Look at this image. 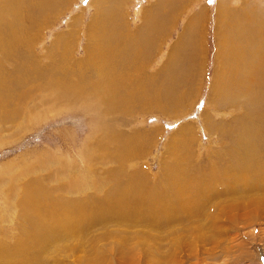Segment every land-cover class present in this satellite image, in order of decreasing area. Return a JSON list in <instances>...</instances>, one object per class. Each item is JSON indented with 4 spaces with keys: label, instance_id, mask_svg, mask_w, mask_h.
<instances>
[{
    "label": "rangeland",
    "instance_id": "obj_1",
    "mask_svg": "<svg viewBox=\"0 0 264 264\" xmlns=\"http://www.w3.org/2000/svg\"><path fill=\"white\" fill-rule=\"evenodd\" d=\"M118 1H120V5L113 10L111 15L114 16L115 12L121 16L123 15L124 20L126 19L127 21L126 24H128V31L130 30L134 37L131 36V39H133L130 41L131 44L128 49L123 47L119 49V52L124 55L127 61L121 64L117 63L113 75L118 74L128 78L131 75H136L137 70L140 73L146 72V89L144 86H140L139 88L143 89V91L140 90L138 92L142 95L145 94L147 101L146 106H144L146 110L142 111L143 107L133 102L134 107L132 106V110H136L135 113L127 116L121 114V116L113 117V115H110L105 120L107 122L109 119L111 123H107L110 127L112 125L115 130L120 128L128 136L142 132L143 137H140V143L143 145L144 151L136 159L130 158L127 164L126 159L121 160L122 151L116 149L115 145L110 142L108 145L103 146L104 153L97 149L92 152L90 158L86 157L88 156L86 153L90 150L92 143H88L89 148L86 151L87 144H85V141L88 136L94 133L93 131L98 132L96 128L104 116L100 115L102 109L95 111L94 107L88 108L84 100L87 98V93H82L81 90L77 89L89 84V82H84L87 77L83 74H74L75 76H73L72 73L75 72V63L85 61V55L89 52L86 51V40L89 37L88 25L91 20L98 13L100 7H103V5L110 6L109 4L115 5L117 0H55L50 9L44 10L39 15L40 18H38L36 24L40 26H37L36 30H33V32L36 31L34 32L36 35L34 37V48L31 51L37 56L38 62L41 61L39 64L45 66L50 61V58H48L50 57L49 54H55L54 48L60 50L61 54H58L59 58L56 61L55 68L59 70L57 72L58 75H61L62 81H59L63 86L60 87L61 91L71 94L68 97V101L63 100L60 102L56 97L46 94L44 90L35 89L30 90L28 94L25 91L27 96L25 95L26 97L24 98H20L18 94L11 95L0 101V248L1 250L4 249V251L7 250L3 252L5 255L13 253L12 251L18 246L23 248L26 245L25 239L27 233H31L32 230L30 229H34V221L37 220V214H39V209H37L39 204L45 201L56 200L57 196H59L58 193L63 196L61 203L64 197L86 196V192H90L91 194L97 192L102 197L107 191L116 187V181L127 178L129 176L128 171L141 173L137 177H140L146 185L148 183L149 185L147 186H151L150 188L147 187L148 189L146 188V199L148 198V200L143 201L141 204L142 209L146 213L153 212L155 208L153 203L150 205L151 201L148 194H153L154 192L153 195L156 196L159 192L163 191L157 188L161 184L157 177L160 176L161 172H166L169 167V169L173 167L179 171H184L185 169L187 172L185 173L186 182L192 178L197 185L196 187H199L197 196L204 200L202 197L206 195L205 189L210 183L208 180L195 181L192 177L193 171L190 168L194 166L201 170L202 173H200L203 176L207 174L212 176L210 173L212 171L209 169L212 163H217L221 169L226 164L229 166L236 163L234 158L236 156L235 150L232 147L228 150V147L232 146L233 143L234 146L237 145L238 136L240 133H243L241 132L243 126L245 130L251 128L247 126L249 124L248 121H250L248 120V112L254 111L252 113L253 116L255 113H260L259 108L261 105L255 104L253 106L254 103L249 100L247 94H236L237 91H234L235 93L232 92L233 94L220 96L219 91L212 92V84L216 68L220 66L219 60L216 59L219 58V54L221 55L223 51L222 40H224V37L227 38L222 29L224 28L222 20L225 18L224 12H231L234 21H237V18H241L242 16V18L247 20V23L241 20L243 30H240V39L247 46V51L253 54L256 51V44L251 36L256 37L254 30H257L256 26H258L259 21H264V6H262L264 5V0ZM40 2H36V0H24V5L25 8L32 12L31 7H34L33 4H37V7ZM23 10L26 11V9ZM252 16L255 19V23L253 24L249 20ZM105 18L109 20L107 15ZM26 21L27 19H24L23 22ZM17 22L19 21L16 20L12 24ZM111 22L113 21L111 20ZM145 22L146 42H143L140 28L145 25ZM114 24L117 25L119 22L114 21ZM110 33L111 31H108V34ZM5 39H7L6 36ZM58 44L59 47L57 48ZM193 47H195L194 51ZM197 49L199 55H197ZM248 54L246 60L249 59ZM22 56L25 57V54ZM62 56L66 58H62ZM195 56H199L196 60L200 61V66H195L193 70L194 66H191L192 64L189 63L193 62ZM131 59L135 60H133V65L129 64ZM8 66L11 67V65ZM235 69L236 66L232 68V70ZM110 70L111 68L108 67L107 73ZM262 70H264V66ZM183 74L186 75L184 76ZM78 78L84 82L80 87L75 86L74 83ZM147 79H151L150 82ZM153 85L158 86L157 91ZM256 87H259L257 89L259 91L255 92L257 94L256 98H264L262 87L260 85ZM146 90L153 91L146 92ZM174 92L177 95L178 101L180 100L179 102L176 98L175 102ZM159 93L161 94V100L159 103L153 102L152 95L158 96ZM76 94L80 95L79 101L76 99ZM170 95L171 97L168 99L167 96ZM20 100L25 103H20ZM165 102L169 109L164 107ZM173 106H175L174 109ZM252 115L250 117L253 119ZM244 118L245 121L247 120L246 122L242 121ZM242 122L246 124L244 123V125ZM258 122L264 124V113L262 117L258 114L254 120V126L257 128L252 126L254 129V135H252L254 140H258L255 145H257L259 152L256 150V146L254 149L256 152L246 150L247 153H256L255 156H257L256 158L254 156L255 162L252 165V169L248 170V173L253 175V181L251 179L248 180L249 183L245 181V185L240 187L244 191L248 189L250 193H253L255 184L257 185L261 181V176H264V171L260 170L262 165H264V139H258L256 136L259 127L263 129V124ZM115 130H110V134L115 133ZM100 133L98 132V134ZM105 133H109L107 126ZM260 133L261 137L264 131L262 130ZM96 137L97 135L94 139ZM186 140L190 141L186 142ZM223 150L226 151L224 152ZM240 153L244 154V152ZM82 155L83 157H81ZM109 156L115 158L114 163L104 161L106 160L105 157ZM101 161H104L105 164H102ZM122 162L124 165H122ZM247 164L249 163L245 165ZM166 165L168 166L167 169H165ZM81 166H86L87 169L85 168V170L92 172L94 177L92 178L105 184V187L100 189V191H95V188L90 186L83 194L82 191L73 190L65 194L51 191L48 195L49 187L56 189V182L54 180L56 174L63 177L66 174L79 173V171L84 172ZM116 168L121 169L122 173H118L115 177L112 176L113 182L104 181V173H107L105 171H115ZM252 170L257 171L258 174ZM60 171L61 174L58 173ZM195 171L198 172V170ZM200 173L198 172L199 176ZM219 173L222 177L221 170ZM95 175H97L96 178ZM254 175H257L256 179L259 178V181H256ZM221 180L225 184L223 186L218 183L217 189H222L225 185L228 191L231 189L230 186L232 187V191L237 189V185H227L230 182L226 181L227 179L224 175ZM262 180L264 181V177H262ZM154 183L156 186H154ZM38 185H40L39 188ZM186 185L188 187L187 191L183 189V192L186 191L184 193H190L191 189L192 191L196 190L192 183ZM209 188L211 189L212 186H209ZM214 189L216 190V187ZM39 193L44 196L43 200L38 198ZM47 196L51 199H47ZM252 196L253 194L250 195V204L248 201H245L247 203H244L247 205L241 209H239V205H235L236 208L233 206L234 209L231 203L227 202L229 207L219 222L221 229L216 227L215 233L217 234L211 239L209 237L212 233L205 230L200 232L201 235H198V232L192 235L183 232L185 235H180L184 239L183 244H181L183 246H180L181 248L175 251V264H264V203H261L262 207L260 209L254 208L255 206L253 205L256 204L253 203V197L255 195ZM261 197H256V199ZM228 201H232V199ZM185 211H182L183 213L180 212L181 215H187ZM218 213L220 215L222 213L221 210H217L215 214ZM127 229L130 230L133 227ZM107 231L116 233L118 230L116 227H110ZM120 231L122 232H119L121 233L120 237L115 236L116 238H114L112 235L108 239H102L97 237L103 233V231H99L98 229L96 232L93 231L91 234H88L89 238L97 237L96 240L94 239L92 242L90 240L85 241V243L82 241V243H84L86 249L88 248L87 250H92L97 246L104 249L109 248L110 244H115L118 239L129 237L131 245H127L126 249L129 250V247L132 248L135 245L132 248L136 254L135 263L146 264V234L142 235L143 233L141 234L140 230L136 231L134 236H130L131 232ZM141 237H145V239L143 238L144 240L142 241ZM114 239L116 240L115 243L111 242ZM74 243L76 242L74 241ZM116 244L119 245V243ZM141 245L143 248L140 247ZM9 246L10 250L7 249ZM80 246L83 245L80 244ZM83 247L77 253L80 256H73L70 252L62 253L60 251L56 252L58 256H53V254L52 256H57V259L62 258L61 262L63 260L68 264H82L79 258H84L83 256L87 253V250ZM170 248L168 247L167 249H174L171 246ZM110 253L108 252V257H110ZM18 254H21V252H18ZM117 257H120V255L117 254L115 256V261L118 260Z\"/></svg>",
    "mask_w": 264,
    "mask_h": 264
},
{
    "label": "bare ground",
    "instance_id": "obj_2",
    "mask_svg": "<svg viewBox=\"0 0 264 264\" xmlns=\"http://www.w3.org/2000/svg\"><path fill=\"white\" fill-rule=\"evenodd\" d=\"M37 1L40 2L41 0H36V2ZM54 2L55 0H42L37 7V4H33L34 7H31L32 12H30V10L25 8L24 4L26 2L24 3V0H0V101L4 100L5 98L11 95L18 94L20 98H24L27 96L26 94H28V92L33 89L44 90L46 94L51 95L52 97H56L60 102L63 100L68 101V97L71 94L65 91H61L60 87H63L59 82L62 81L61 75H58L57 72L59 70H56L55 68L56 61L59 58L58 54H61L60 50H56L54 48L53 51L55 54H49L50 57L48 58H50V61H48L49 63H46L45 66L43 64H39V62L41 61L38 62L37 56H35L34 52L31 51L34 48V37L36 35L34 34V32L36 31L33 32V30H36L37 26H40L36 24L38 18H40L39 15L44 10L50 9ZM109 5L110 6L103 5V7H100L96 15L94 13L95 16L88 25L89 37H86V51L89 52L85 55V61H79L78 63H75V72L72 74L73 76L77 74H83L87 77L84 82H89V84L83 85V80L78 78L74 82L75 86H84L83 88L77 89L81 90L82 93H87V98L84 99L86 106L88 108L94 107L95 111H98V109H102L100 111V115L104 116L103 119L99 122V126H97L96 128L98 132L101 133L98 134V132L93 131L94 133L88 136L87 140L85 141V144H87L86 151L87 148H89L88 143H92L90 150L86 153L88 156H86V154L85 156L90 158L92 156V152L97 149L104 153L103 146L108 145L111 142L115 145L116 149L122 151L121 160L126 159L128 164L130 158L134 160L137 158L138 155L141 154V152L144 151V149L142 148L143 145L140 143V137H143V134H141V132L140 134H136L133 136L130 135V137L125 134V131H123L122 129L119 128L118 130H115L112 125L110 127L108 123L111 122H109L108 119L107 123L105 118H109L107 116L110 115H113V117L121 116V114L127 116L135 113L136 110H132L134 107L133 102L138 103L140 107H143L142 111L146 110L144 106H146L147 97L145 94L142 95L140 92H138L140 90L143 91V89L139 88L140 86H144V88L146 89V72L140 73L137 70L136 75H131L128 78L122 77L118 74L113 75L117 63L121 64L127 61L124 55L119 52V49L122 47L128 49L131 44L130 41H132L133 39H131V36L133 35L131 34L130 30L128 31V24H126L127 21L126 19L124 20L123 15L121 16L116 12L114 16L111 15L113 10L120 5V1L117 0L115 5ZM23 9H26V11ZM224 13L225 18L222 19L224 22V28L222 29L224 30L227 38L224 37V40H222L223 51L221 52V55L219 54V58L217 57L218 59H216L219 60L220 66L216 68L213 77L214 81L212 84V92L219 91L220 96H226L230 95V93L234 91H237L236 94H247L249 100L253 101V106L255 104L261 105L259 108L260 113H255L253 116L252 113L254 111L248 112V120H250L251 122L248 121L249 124L247 126L251 128H247L250 131L243 129L244 126L242 125L243 127L241 132L243 133L239 134V140H236L237 145L234 146L233 143L232 146H227L228 150L230 147L235 150L236 156L233 157L235 158L237 164L233 163L229 166L228 164H226L224 167L221 166L223 168L221 169L217 163H212L211 168H209L212 171L210 172L212 176H210L209 174L203 176L201 174V170L197 169L194 166L190 168L193 171L192 177L193 179H195V181L208 180L210 183L206 189L204 187V189L206 190V195L202 197L204 198V200L197 196L199 187H196L197 185L194 183L192 178L186 182L185 173L187 172L185 169L184 171H179L174 169L173 167L169 169V167L166 172H161L159 174L160 176L157 177L160 180L159 183H161L159 186H157V188L159 190L162 189L163 191H158L159 194L156 196L153 195L154 192L153 194H148L150 198L149 200L151 201L150 205H152L153 203L155 207H153L154 211L156 210L155 212L153 211L154 213H146L141 207L143 201L148 200V198L146 199V188L149 187L147 186L149 185L148 183L146 185V183L143 182L140 177H137L138 175H141V173L128 171L129 176L127 178L121 179V181H116V187L107 191L102 197L101 194L97 192H93L94 195L90 192H86L87 188H89L90 186H93L95 188V191H100V189L105 187V184L93 179L94 177L92 172H87L85 170L86 166H81L84 172L79 171V173L66 174L63 175V177H60L61 175L56 174L54 178L56 182V189H52L51 187H49L48 195L51 191L65 194L69 191L71 192L73 190H78L82 191V194L86 192V196H67L64 197L65 199L63 198L62 204L61 198L63 196L58 193L59 196H57L56 200L45 201L39 204L37 206V209H39V214H37V220L34 221V229H30L32 230V232L27 233L25 239V241L27 242L26 245L23 246V248H20L18 246L14 251H12L14 254L10 253L6 255L3 252L7 250L4 251V249L1 250L0 248V264H68L66 261L63 260L61 262L62 258H56L58 256L56 253L57 251H60L62 253L70 252L73 256H80L77 253L78 251H81L80 248L84 246L85 241L90 240L92 242L94 239L96 240L97 237L102 239H108L112 235L114 236V238H116L115 236L121 235L122 232L120 230L129 233L131 232L130 236H134V234H136V231L140 230V233H143L142 235L146 234V264H175V251L178 248L180 249V246H183L181 244H183L184 239L180 235L184 234L183 232H186L187 234L190 233L191 235L195 232H198V235H201L200 232L205 230L207 232L212 233L209 237L210 239L214 237V235L217 234L215 233V228L218 227L219 229H221V227L219 226V222L221 221L220 219L224 215V212H227L226 210L229 207V204H227V202L231 203L232 207L235 205H239V209H241L247 205L245 204L247 203L245 201H248L250 204V195L253 194V196L255 195L256 197L262 196L258 199H256L255 196H252L254 199L253 203L256 204L253 205L255 206L254 208L260 209L262 207L261 203H264V200H262L264 199V181L262 180V177L264 176H261V181H259V178L256 179L257 175H254L256 181H259V183L257 185L254 183L255 186L253 189V193H250L248 189H245L244 191L240 189V187L245 185V181H248L250 179L253 181V175L249 174L248 170L252 169V165L255 162L254 156L256 155V153H249V150L256 152L254 149L257 147L255 143L258 140H254V129L252 128V126L255 125L254 120L256 116H258L259 114L262 117L264 113V98L260 97V95H258V97L260 98H256L257 94H255L256 91H259L257 90L259 87L256 86L260 85L262 87V94L264 97V70H262L264 66V21H259L258 26H256L257 30H254L256 37L251 36V38L254 39V43L256 44V51L252 54L250 53V51H247V46L240 39V30H243V27L241 26L242 21H246L247 23V20L242 18L243 13L240 14V16L242 17H238L237 21H234L233 14L231 12L225 11ZM106 15L108 16L109 20H106ZM110 18L113 22H111ZM24 19H27V21L23 22ZM16 20L19 22L14 23L16 25L15 26L14 24H12V22ZM249 20H251L252 24L255 23V19L253 18V16ZM114 21H118L119 24H114ZM144 24L145 25L142 26L140 30L141 38L144 40L143 42H146V22ZM108 31H111V33L108 34ZM5 36L7 37V39H5ZM58 47L59 44L57 45V48ZM194 48L195 47H193V51ZM218 51L220 52V50ZM196 52L197 55H199L198 49ZM23 54H25V57L22 56ZM247 54L249 55L248 60H246V58H248L246 57ZM62 58L66 57L62 56ZM197 58H199V56H195L193 58V62L189 63L192 64L191 66H194L192 68L193 70L195 69V66H200V61L196 60ZM133 60L134 59H131L129 64L133 65ZM8 65H11V67H9ZM233 65L236 66L235 70H232V68L234 67ZM108 67H110L111 70L107 73ZM147 80L150 82L151 79ZM157 87L155 88L156 91ZM150 88L152 89L151 85ZM77 89L75 90L77 91ZM25 91H27L26 94ZM147 91L150 90H146V92ZM155 93L157 94V92ZM152 96V101L155 103H159V101L161 100V94L159 93L158 96ZM167 97L169 99L171 95ZM175 98L178 101L177 95L174 92V100ZM76 99L79 101V94H76ZM166 102L164 107L169 109V107L166 106ZM236 102L238 101L236 100ZM20 103L24 104L25 102L20 100ZM174 107L175 106H173V109ZM251 115L253 119L250 117ZM2 118L4 119V117ZM242 121H245V118ZM245 122H242V124H244ZM258 123L263 124L262 122ZM106 126L109 128V133H105ZM262 128L263 129L259 127V130L257 131L256 136L258 137V139H264V134H262L261 137V133L259 134L260 131H264V124ZM110 130H115L116 132L110 134ZM96 135L97 137L94 139ZM189 141L190 140H186V142ZM240 147L243 148L240 149ZM246 150H248L249 152L247 153ZM256 150H258V147L256 148ZM223 151L225 152L226 150ZM240 152H244V154L242 155ZM81 157H83V155ZM256 157L257 156H255V158ZM105 158L106 160L104 161H110L113 163L115 162V158L113 156ZM104 161H101V163L105 164ZM82 162L84 163L83 160ZM246 163L249 164L245 165ZM122 165H124L123 162ZM167 167L168 166L166 165L165 169H167ZM185 168H187V166H185ZM194 169L198 170L199 173L201 172L200 176L198 172H196ZM220 170L221 173L227 179L226 181L230 182L227 183V185H237V189L232 191V187L230 186L231 189L230 191H228L226 190V185L224 188H222L225 191L219 188L217 189L218 183L222 184L223 186L225 184L224 181L222 182L221 180L223 179V175L222 177L220 176ZM260 170L264 171V165H262V168ZM105 172L107 173H104V181L107 182H113L114 179L112 178V176L115 177L116 175H118V173H122L121 169L119 168H116L115 171L108 170ZM58 173L61 174V171ZM238 174L241 175L238 176ZM96 177L97 175H95V178ZM189 183H192L195 186L196 190L192 191V189L190 188V193H184L187 191L186 189L188 187L186 184ZM247 183H249V181ZM214 185L216 187V190L214 189ZM154 186H156V184ZM209 186H212V188L210 189ZM39 187L40 185H38V188ZM152 188L154 189V187ZM183 189L186 191L183 192ZM38 198L40 200H43L44 196L39 193ZM46 198L51 199L48 198V196ZM229 199H232V201H228ZM149 209L152 210L151 208ZM217 210H221L222 213L220 215L219 213L215 214ZM182 211H185L187 215H181L180 212ZM110 227H116L118 231L116 233L107 231L108 229H110ZM130 227H133V229H127ZM136 227L139 229L137 230ZM98 229L99 231H103V233L99 234V236L95 238H89L88 234H91V232L93 231L96 232ZM143 238L145 239V237ZM143 238L141 237L142 241L144 240ZM129 240V237H127L126 239H118L117 241L115 239L114 241L111 240V242L113 243H115L116 241V243H119V245H117L116 243L113 245L110 244L109 248L104 249L97 246L92 250H87L88 248L86 249V246H84L83 248L87 250V253L84 256L82 255L84 258H79V260L82 264H136V254L135 252H133L135 250L132 249L135 245L133 244L134 246H131L132 248L129 247V250L126 249L127 245H131L129 243ZM74 241L76 243H74ZM82 241H84V243H82ZM80 244H82L83 246H80ZM72 246L73 248H71ZM170 246L174 249H167L168 247L170 248ZM140 247L143 248L142 245ZM7 249L10 250V246ZM18 252H21V254H18ZM108 252H111L110 257H108ZM52 254L53 256H57L53 257ZM95 254L97 255L95 256ZM117 254H119L120 257H117L118 260L115 261L114 258Z\"/></svg>",
    "mask_w": 264,
    "mask_h": 264
}]
</instances>
